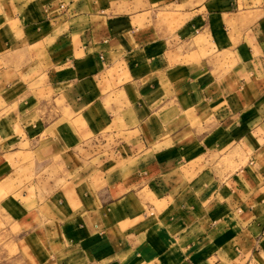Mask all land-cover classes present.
I'll use <instances>...</instances> for the list:
<instances>
[{
    "label": "crops",
    "instance_id": "crops-1",
    "mask_svg": "<svg viewBox=\"0 0 264 264\" xmlns=\"http://www.w3.org/2000/svg\"><path fill=\"white\" fill-rule=\"evenodd\" d=\"M0 5V186L41 178L21 256L264 264V0Z\"/></svg>",
    "mask_w": 264,
    "mask_h": 264
},
{
    "label": "rangeland",
    "instance_id": "rangeland-1",
    "mask_svg": "<svg viewBox=\"0 0 264 264\" xmlns=\"http://www.w3.org/2000/svg\"><path fill=\"white\" fill-rule=\"evenodd\" d=\"M236 1H240L242 6L244 5V1L254 2V0ZM238 4H236V8ZM32 167L35 168L34 172L28 170L30 173H25L27 171L24 172L19 169L18 173H12L8 181L0 186V264H30L32 262L28 252L23 251L25 253L24 257L20 255L22 252L20 247L17 246L18 242H16L18 230L14 222L16 217V202L23 199V201L29 203L31 194H33L36 188L35 185L38 181H41V178L39 176L37 177L38 173H36L38 164L34 162Z\"/></svg>",
    "mask_w": 264,
    "mask_h": 264
}]
</instances>
